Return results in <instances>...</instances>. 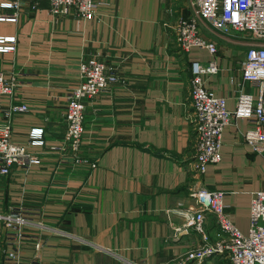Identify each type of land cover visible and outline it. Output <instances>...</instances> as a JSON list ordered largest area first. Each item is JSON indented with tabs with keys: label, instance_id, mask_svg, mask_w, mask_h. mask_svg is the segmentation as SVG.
I'll list each match as a JSON object with an SVG mask.
<instances>
[{
	"label": "crops",
	"instance_id": "crops-1",
	"mask_svg": "<svg viewBox=\"0 0 264 264\" xmlns=\"http://www.w3.org/2000/svg\"><path fill=\"white\" fill-rule=\"evenodd\" d=\"M6 0H0V2ZM95 14L53 16L48 2L21 1L14 21L0 19V35H14L13 50L0 51V70L18 74L12 100L29 110L12 117V140L40 157L28 167L0 173V212L36 207L40 225L22 227L18 264H183L189 248L202 243L194 229L179 233L195 208L194 130L190 61L213 60L204 85L235 107L239 92L257 93L241 79L240 60L251 44L243 32H227L188 13L185 0H95ZM11 8L0 6V13ZM197 18L200 34L216 46L181 48L175 38L179 14ZM7 43V42H4ZM94 56L114 66L120 78L85 98L80 156L51 148L64 143V95L79 80L78 63ZM4 98V97H2ZM249 120L231 118L221 136V157L199 176L220 190L234 224L249 225L250 197L264 187V152L243 138ZM42 127V144H30L31 127ZM204 228L215 237L214 216ZM38 245V247H36ZM0 220V264L4 253ZM186 264H230L222 254Z\"/></svg>",
	"mask_w": 264,
	"mask_h": 264
},
{
	"label": "built area",
	"instance_id": "built-area-1",
	"mask_svg": "<svg viewBox=\"0 0 264 264\" xmlns=\"http://www.w3.org/2000/svg\"><path fill=\"white\" fill-rule=\"evenodd\" d=\"M21 1L23 0L0 2L1 7L12 9L9 13H0V19L16 20ZM30 1L36 6L40 0ZM45 1L48 2V10L53 16H64L72 11L84 18L95 14V0ZM194 5L198 17L214 28L227 32H243L252 40L240 60V74L242 80L250 81L256 86L257 93L239 92L235 107L230 110L226 107L224 97L208 89L203 82V74L217 70L215 62L197 59L190 61V104L194 130L193 175L196 181L189 194L194 199L195 208L187 212L183 222L175 226L174 230L188 233L192 228L201 235L203 242L189 248L182 263L186 264L190 259L201 262L207 256L222 254L229 258L230 264H264V187L254 190L251 194L249 225L247 231L243 232L230 218L222 192L207 188L199 179L208 163L220 159L222 131L233 117H245L249 120L243 138L254 150L264 152V0H194ZM174 29L176 42L181 48L204 46L210 52L216 51L214 42L200 34L195 16L179 14ZM9 42H14V35H0V51L13 50L15 45ZM78 71V82L64 95V143L52 145L51 148L62 152L69 151L74 162H86L95 166L94 161H88L79 154L82 145L84 99L107 90L120 76L113 65L94 56L80 60ZM20 82L17 73L7 77L0 70L1 174L8 173L12 165L25 168L40 163L37 154L12 140L13 115L29 110L27 104L12 100L14 88ZM42 130V127L37 126L30 128V144L43 143ZM206 212L214 216L217 225L213 239H209L204 228ZM37 214L39 209L23 204L0 212V220L5 227L4 253L8 259L13 260V264H18L22 227L27 224H41L36 218Z\"/></svg>",
	"mask_w": 264,
	"mask_h": 264
},
{
	"label": "rangeland",
	"instance_id": "rangeland-1",
	"mask_svg": "<svg viewBox=\"0 0 264 264\" xmlns=\"http://www.w3.org/2000/svg\"><path fill=\"white\" fill-rule=\"evenodd\" d=\"M185 2H186L185 6H187V12L196 14V8H195V5H194V0H185Z\"/></svg>",
	"mask_w": 264,
	"mask_h": 264
}]
</instances>
